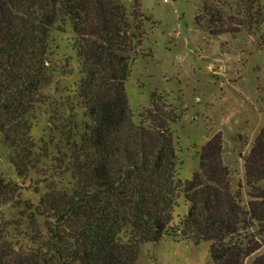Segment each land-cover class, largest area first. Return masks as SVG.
Segmentation results:
<instances>
[{
    "label": "trees",
    "instance_id": "16d2710c",
    "mask_svg": "<svg viewBox=\"0 0 264 264\" xmlns=\"http://www.w3.org/2000/svg\"><path fill=\"white\" fill-rule=\"evenodd\" d=\"M256 3L245 22L259 29L264 5ZM204 11L224 32L222 10L206 0ZM151 20L141 0H0V134L11 162L25 181L50 157L32 133L38 109L50 106L56 165L72 183L49 186L35 205L0 178V204L22 208L16 224L0 223V264H136L144 244L164 238L208 242L213 264H264V127L245 157L246 201L220 134L182 179L175 116L153 100L135 118L126 89ZM62 42L81 76L54 105L45 89L61 69L53 56ZM181 197L188 212L175 222Z\"/></svg>",
    "mask_w": 264,
    "mask_h": 264
},
{
    "label": "rangeland",
    "instance_id": "374dc122",
    "mask_svg": "<svg viewBox=\"0 0 264 264\" xmlns=\"http://www.w3.org/2000/svg\"><path fill=\"white\" fill-rule=\"evenodd\" d=\"M205 1L141 0L142 10L152 20L147 25L141 56L134 62L126 81L129 104L135 118L153 100L173 113L171 129L184 180L190 179L199 168L203 145L220 134L223 160L232 172L231 182L234 189L239 183L243 185L246 201L249 187L245 157L264 127V24L258 29L252 22H245L250 6L255 13L256 0H208L222 10L221 22L216 25L221 24L225 31L216 34L213 20L204 11ZM260 2L264 5V0ZM53 59L61 69L54 73L45 94L52 103H60L67 95L64 90L73 88L81 74L75 53L67 42H62ZM52 110L44 105L38 109L32 133L38 145L49 146L53 152L25 181L17 176L11 162L13 150L0 134V178L21 185L20 199L35 205L49 186H72L63 167L56 165L55 143L60 136L51 130ZM52 136H55L53 142ZM179 202L175 222L188 212L183 197ZM20 209L11 203L0 204V223L16 224ZM14 236L20 243H26L21 236ZM251 263L252 258L247 261ZM136 264L213 263L208 242L195 244L192 240L164 238L144 244Z\"/></svg>",
    "mask_w": 264,
    "mask_h": 264
}]
</instances>
